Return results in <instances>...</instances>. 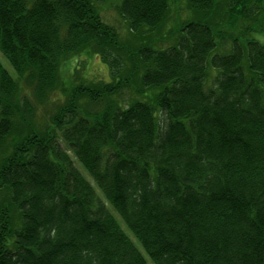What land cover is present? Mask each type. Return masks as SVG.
<instances>
[{"label": "trees", "instance_id": "trees-1", "mask_svg": "<svg viewBox=\"0 0 264 264\" xmlns=\"http://www.w3.org/2000/svg\"><path fill=\"white\" fill-rule=\"evenodd\" d=\"M107 1L0 0V264H264V0Z\"/></svg>", "mask_w": 264, "mask_h": 264}, {"label": "rangeland", "instance_id": "rangeland-1", "mask_svg": "<svg viewBox=\"0 0 264 264\" xmlns=\"http://www.w3.org/2000/svg\"><path fill=\"white\" fill-rule=\"evenodd\" d=\"M117 0H108L104 4L99 5V10L101 11L100 15L103 20L111 27H113L114 31L117 33L118 39L123 46H127L132 52L138 47H144L145 45H150L153 48H165L169 46H173L177 38L179 36L178 31L180 27L183 25L184 21L187 20V5L183 0L171 1L169 13L166 15L164 21L155 29L149 30L147 28L141 29L138 33H132L128 30L127 23L124 19L120 18L117 13ZM0 63L2 66L7 69L9 73L12 74L11 68L8 66L7 62L0 55ZM70 65V66H68ZM64 66L62 72L63 77L65 78L67 75L72 74L73 67L75 66L78 69L80 74H85V77L88 79H101L103 81L108 80V71L106 67L99 61L97 58H86L81 57L76 63L71 62ZM210 81V79H208ZM126 94V92H125ZM153 92L146 91L147 97H151ZM139 100L143 99V96L137 97ZM81 173L87 180L91 181L88 177L87 173L80 169ZM96 193L101 197L99 190L96 188ZM3 194H0V198ZM111 214L114 216L116 221L118 222L121 229L124 233L129 237V239L134 243L136 248L143 254L147 264H152V262L148 259V257L144 254L142 248L137 243L132 234L127 230L124 223L118 217L116 213H114L111 209H109Z\"/></svg>", "mask_w": 264, "mask_h": 264}]
</instances>
